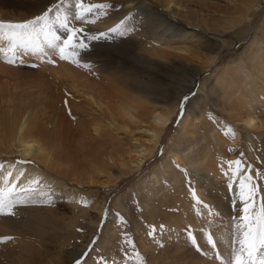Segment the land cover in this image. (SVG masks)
Wrapping results in <instances>:
<instances>
[{
    "label": "rangeland",
    "instance_id": "rangeland-1",
    "mask_svg": "<svg viewBox=\"0 0 264 264\" xmlns=\"http://www.w3.org/2000/svg\"><path fill=\"white\" fill-rule=\"evenodd\" d=\"M129 2L132 3L127 17H122L120 27L113 33L116 40L110 35L109 38L97 37L95 31L98 30L91 29L97 26V20L107 22L103 18L112 15L110 9L119 13L120 8ZM148 4L150 6L146 8ZM90 5L104 7L92 8L89 12ZM198 9L211 12L200 13ZM221 10L222 5L218 0H0V23L3 24L0 32L3 31V40H8L0 42V93L3 88L15 93L17 86L27 93L34 91L35 96L24 95V99L21 98L17 104L21 107L31 102L35 110L39 109L40 103L44 104L49 111L44 125L52 136L53 126L61 111L56 108L55 102H40L43 100L40 93L47 82L54 84L55 91L53 74L59 69L57 64L65 63L76 70H98V75L104 80L113 79L120 86L126 84L127 92L124 93L128 97L139 85L147 86L161 81L155 80L153 74L164 76L152 68L148 71L147 64L138 61L134 55L139 51L151 50L149 53H152L163 49L196 66L212 55L197 52L196 49L200 47L198 43L195 42L193 46L187 39L171 36V32L167 36V44L160 45L157 39L162 36L160 31L163 32L165 26L151 28L144 34L137 21L139 17L149 22L152 14L157 17L162 12L168 21L181 19L193 28H208L221 23ZM46 12L48 15L44 20L29 25L27 29L10 27L44 16ZM22 13L23 17L20 16ZM72 29L79 30L74 41L76 47L65 48L63 55L66 58L61 59L59 48ZM10 31L22 38L24 36L21 42H16L23 43L20 49L24 57L21 61L18 55L11 57L5 49L15 37H19ZM37 33L42 37L43 44L46 43L45 46L54 52L51 57H47L46 51L31 41L35 40ZM245 41L222 51L221 60L205 71L195 87L185 94L188 100L183 106L178 105L162 146L141 167L136 166V157L130 147L133 136L140 138V134L120 124L118 136H113L111 140L114 148L124 149L121 156L120 153L114 154V157H121V162H116L115 158L111 160L109 156L99 157L97 160H110L111 165L102 177L97 178V183L84 185L70 181L73 178L63 179L51 173L55 178L62 179L64 184L57 182L47 185L36 180L32 186L17 185L1 192L0 264H75L76 260H80L81 264H236L238 255L244 264H262L264 248L253 254L254 259H250L241 243L248 238L246 234L258 237L264 229V132L255 130L254 133H247L242 127V119L248 113L264 121V60L259 65L252 63L248 51L255 47L251 44L252 39ZM32 42L37 44V48ZM50 42L56 47H50ZM80 44L86 47H80ZM117 48L118 57L111 59L109 56ZM87 51L101 54L102 61L117 66V70L113 69L115 73L106 68L113 73L111 78L108 76L110 72L99 70V64L85 62L84 53ZM15 52L18 50L15 49ZM31 56L34 61L30 59ZM167 58L168 55L164 60ZM9 60L14 62L9 63ZM230 63H244L253 69L256 85L251 95L254 101H250V106L247 98H238L226 90L233 78L232 69H226L225 65ZM216 70L228 75L219 81V92L214 95L213 101L207 92L200 90V84L207 80L212 82ZM169 77L170 84L164 86L165 90L162 88L163 93H174L187 75L175 70ZM51 92H43V95L48 93L56 98ZM199 96L207 100L208 111L197 105L195 98ZM168 100L171 101L170 98ZM232 103L239 104L241 111L244 105L247 107V112L242 117L237 116L236 121L229 117ZM261 104L263 106L256 110L255 106ZM154 106L166 113L170 112L172 102L150 103L147 110L153 112ZM198 111L207 112V120L200 121L203 116H199ZM69 114L64 118L75 129L80 120ZM187 114L190 115L187 132L197 133L192 135V139L185 138L180 143L178 155L184 158L180 156L175 162L169 155V148L179 124ZM211 120L215 121L214 126ZM217 129L224 140L219 145L209 141L208 134ZM235 129L241 133L236 142ZM206 138L209 143H206ZM83 151L84 147L71 145L63 153L54 149L58 161L62 156V162L67 166L77 163L83 164L86 169L89 160L94 158L90 157L94 152L89 149L84 154ZM7 157L10 156L0 152L1 180L11 177V171L8 172L3 166L5 161L12 159ZM167 159L170 160L169 165L164 164ZM190 162L195 163V171ZM17 176L20 180L25 175L21 173ZM222 199L227 212L218 209L217 203ZM210 235L214 240L212 245L207 242ZM5 237L11 239H3Z\"/></svg>",
    "mask_w": 264,
    "mask_h": 264
},
{
    "label": "bare ground",
    "instance_id": "bare-ground-1",
    "mask_svg": "<svg viewBox=\"0 0 264 264\" xmlns=\"http://www.w3.org/2000/svg\"><path fill=\"white\" fill-rule=\"evenodd\" d=\"M131 3L132 2H129L124 8H120L119 13L114 9H110V14L112 15L103 18V20H108L107 22L98 19L97 26L94 25V27L91 28L98 30L95 31L97 37L107 38L109 35L110 38L111 36L115 37L113 34L114 32H110L109 30L117 28L122 17H127ZM218 3L222 5V10L220 12L222 14V21L218 26L213 25L208 28L202 25V28H193L185 24L181 19H172L168 21L167 16H164L162 12L157 17L152 14L149 22L143 19V17L138 18L137 21L140 31L144 34L148 33L151 28L165 26L164 31H160L162 36H159L160 38L157 37V42L160 43V45L164 46L167 44V36H169L171 32V36H175L179 39H187L189 40V44L193 46L195 42L198 43L200 47L196 49L197 52H209L212 55L202 59L203 63L196 66L197 64L193 65L188 60L182 59L178 55L168 53L163 49L152 51V53H149L151 50L139 51L134 54L137 60L145 62L148 66V71L152 68L155 71L161 72L164 76L153 74L155 80L161 79V81L147 86L139 85L135 91L132 93L130 92L131 94L128 97H126L124 93L127 92V90H125L126 84L120 86L116 84V81L113 79H107L109 81L104 80V78L100 77L101 75H98V70L88 68H78L76 70L65 63L57 64V62H55L60 69L53 74V78L57 83H55V91L53 89L54 84L50 82H47L46 87H42V91H52L51 93H53L56 98H53L48 93L43 95L42 92L40 94L43 96V100H39L42 103L55 102L56 108L61 111L53 126L55 129L52 136L49 135L44 125V122L47 120V112H49L44 104L40 103L38 110L33 109L34 104H31V102L21 107L17 104L21 98L24 99L22 97L24 95L28 94L31 97L35 96L33 95L35 94L34 91L27 93L28 91L22 89L21 86H17V88L15 87V93H13V91L10 92L2 87L5 91L2 89L0 93V152L10 156L7 158L12 159L10 161H5L3 164L5 170L8 172L11 171V177L10 179H0V193L9 191L17 185H22L24 187L32 186L31 184L36 180L47 185L57 182L64 184L62 179L55 178L51 173L63 179L70 180V178H73L70 181H77L84 185L97 183V178L102 177L103 172L111 165L110 160L101 162L97 160L99 157L109 156L111 160L115 158L116 162H121L120 156L124 149L121 151L118 148H114V143L111 140L113 136H118L120 124H123L126 129L130 127L131 132L140 134V138L133 136L130 147L133 156L136 157V166L138 165V167H141L144 162L153 158L162 146L165 134L171 125L173 116L176 114L177 107L181 104V99L195 87V84L205 71L212 69L213 66L221 60L220 55L222 51H226L232 46L234 48L238 44L246 42L245 40L252 39L251 44L255 48H251V51H248L249 60L255 65L261 64L264 60V0H218ZM149 6L150 4L146 5V8H149ZM97 10L98 9H96V11ZM148 10L150 11V9ZM198 10L200 13L211 12L205 9ZM198 10H194L193 12L197 13ZM175 14L178 13L175 12ZM175 14L173 13L174 16ZM20 16L23 17V13L20 14ZM154 24L158 25L155 26ZM173 28H175L176 31H172ZM2 32H0V42H8V40H3ZM4 33H6V31H4ZM101 33H103V35H101ZM11 34L15 36L18 35L15 34L14 31L13 33L11 32ZM154 35L156 34L154 33ZM18 36V38H14L15 40L13 39L12 44L7 43L8 47H5V49L11 57L15 56L14 54L18 55V60L21 61L24 57L20 49L23 43L17 44L16 42H21L20 39H24V36L23 38L20 35ZM41 38L42 37L38 34L35 36V40L31 41H35L38 46L40 45L42 49L46 51L47 57H51L54 52L51 51L52 49L50 50L47 45L45 46V41V44H43V39ZM116 38L117 37H115V40ZM134 41L136 40L130 42ZM35 42L32 43H34L36 47L37 44L35 45ZM10 49L12 51H10ZM15 49L16 51L18 50V52H15ZM170 50L177 51L175 49ZM117 53L118 48L109 57L111 59H114V57L117 58ZM165 54L169 56L167 60H164V57L167 56ZM100 55L94 51H87L84 53L87 59L85 62H87V64L97 63L100 67L99 70H103V72H110L109 70H111L115 73L117 66L108 63L106 60L102 61ZM33 56L30 58L32 61H34L32 58ZM14 59H16V57ZM233 64L236 63L225 64L226 69L231 68L233 71L231 72L233 78L230 81V85L226 87V90H229V93L236 94L238 98H247L250 106V101H254L251 100V95L254 94L253 89L256 85V77L253 75V69L244 63ZM101 66L104 67V69ZM106 68H109V70ZM175 70L185 73L187 75L186 79L174 93L169 91L163 93L162 88L165 90L164 86L170 84V80L168 79L170 78L169 75ZM215 74L216 77L212 82L207 80L200 84V90L202 92H207V95H209L212 100L215 98L214 95L219 92V81L224 80L225 76L228 75L221 72L218 73V70H216ZM108 76L111 78L113 73H108ZM185 81L186 84L184 85ZM224 83L225 81H223V84ZM169 98L171 101L168 100ZM195 100L198 106L205 107V111H208V103L203 96H199L195 98ZM158 102H172V110L169 109L170 112L162 113L158 110V107L155 106L153 112L147 110V106H149L150 103ZM145 103H147V105H145ZM261 106H263V104L255 106V109L257 110V108ZM163 108L166 109L167 107L163 106ZM199 109L201 110V107H199ZM231 110L232 114L229 117L236 121L237 116L242 117V115L247 112V107L244 105V109L241 111L239 104L232 103ZM68 112L70 113L69 115L80 120L78 123L76 122L77 125L75 129L68 123L69 120L64 118V116H67L66 114ZM198 115L203 116L200 118V121L203 122L207 120V112L201 113L198 111ZM189 119V114L183 117L179 124L178 132L175 134L176 136L169 148V155L174 158L173 161L175 162L180 156L184 158L183 155H178L180 143H182L185 138L192 139V135L197 133V131L192 133L187 132ZM210 123L213 126L215 125L214 120H211ZM242 127L247 130V133H254L255 130L264 132V121H259L248 113L242 119ZM235 130L236 132L234 134L237 137L235 139L236 142L238 138L240 139L241 133L240 130ZM208 134L209 141L212 143L218 144L224 142L218 129ZM205 141L209 143L208 138H206ZM46 145L49 146L48 149L45 148ZM70 145L84 147V154H86V150L89 149L92 153L94 152L90 156L92 158L94 156V158L91 160H89V158L87 159L89 162L86 169L83 164L79 165L77 163H72L67 166L62 162V156L60 158L61 161L56 159L54 149L63 153L67 147L70 148ZM118 153H120V156L115 155L114 157V154ZM169 163V159L164 162L166 165H169ZM194 164V162H190L189 165L195 171ZM21 173L25 176L19 180L17 175ZM200 192L201 191H199V193ZM217 206L222 212L227 209L226 204L223 203V199L218 201ZM221 206H223V208ZM79 252H76V254Z\"/></svg>",
    "mask_w": 264,
    "mask_h": 264
},
{
    "label": "snow or ice",
    "instance_id": "snow-or-ice-1",
    "mask_svg": "<svg viewBox=\"0 0 264 264\" xmlns=\"http://www.w3.org/2000/svg\"><path fill=\"white\" fill-rule=\"evenodd\" d=\"M104 7L103 5H90L88 8V11L91 12L92 8H101ZM51 11V9L49 10ZM48 13L46 12L44 14V16H38L36 17L34 20H29L23 24H15V25H10V27L16 28V29H27L29 25H36L39 21L44 20L47 17ZM80 19H83L82 17ZM0 27H3V24L0 23ZM66 27V26H65ZM120 25H117V28H119ZM117 28H113L110 29V32H115L117 30ZM79 30L76 29H72L70 30V35L64 40L63 42V46L59 48L60 51V58L61 59H65L66 57L63 55L65 48H69V47H76V44L74 43V41L76 40V33ZM101 35H103V33H101ZM96 38V37H93ZM56 39H59V37H56ZM50 47H56V45L52 44L50 42L49 44ZM80 47H86V45L80 44ZM9 63H13L14 61L9 60ZM54 62V61H52ZM188 100V97L185 96L181 99L180 103L181 106H183V104ZM236 163H239L238 161ZM3 207V203L0 202V208ZM247 210V208H245V211ZM163 227V226H161ZM246 240L245 241H241V243L245 246V248L247 249V255L250 259H254L253 254L257 251H259L261 248H264V229H262L259 233V236H250L249 234H246ZM3 239H11V237H5ZM207 242L209 243V245L214 244V240L211 238V235L209 236ZM242 251H244V249H242ZM75 264H81L80 260H76ZM236 264H244V261L241 259V257L238 255L236 258ZM262 264H264V262H262Z\"/></svg>",
    "mask_w": 264,
    "mask_h": 264
}]
</instances>
